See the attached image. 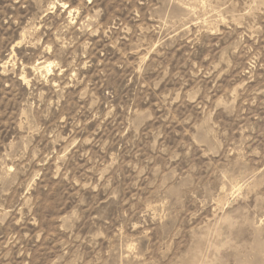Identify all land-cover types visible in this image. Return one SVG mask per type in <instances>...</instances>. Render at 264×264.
Wrapping results in <instances>:
<instances>
[{
	"label": "rangeland",
	"instance_id": "374dc122",
	"mask_svg": "<svg viewBox=\"0 0 264 264\" xmlns=\"http://www.w3.org/2000/svg\"><path fill=\"white\" fill-rule=\"evenodd\" d=\"M0 264H264V0H0Z\"/></svg>",
	"mask_w": 264,
	"mask_h": 264
}]
</instances>
